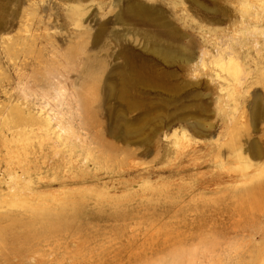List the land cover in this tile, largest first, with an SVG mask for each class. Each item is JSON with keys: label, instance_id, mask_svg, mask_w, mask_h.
<instances>
[{"label": "rangeland", "instance_id": "1", "mask_svg": "<svg viewBox=\"0 0 264 264\" xmlns=\"http://www.w3.org/2000/svg\"><path fill=\"white\" fill-rule=\"evenodd\" d=\"M0 264H264V0H0Z\"/></svg>", "mask_w": 264, "mask_h": 264}, {"label": "bare ground", "instance_id": "2", "mask_svg": "<svg viewBox=\"0 0 264 264\" xmlns=\"http://www.w3.org/2000/svg\"><path fill=\"white\" fill-rule=\"evenodd\" d=\"M138 3H139V2H138ZM138 3H137V4H138ZM142 5H143V4H142ZM136 6H137V5H136ZM127 7H128V6H127ZM131 7H132V6H131ZM137 7H138V6H137ZM141 7H142V6H141ZM143 7H144V6H143ZM146 7H147V6H146ZM133 8H134V7H133ZM139 8H140V7H139ZM139 8H138V9H139ZM126 9H127V8H126ZM130 9H132V8H130ZM130 9H129V13L132 12V11H130ZM159 9H160V8H159ZM136 10H137V9H136ZM136 10H133V11L136 12L135 14H137V11H136ZM139 10H140V9H139ZM151 10H152V9H151ZM145 11H146V10H145ZM157 11H158V10H157ZM139 12H140V11H139ZM123 13H124V12H123ZM127 13H128V12H127ZM127 13H126V14H127ZM129 13H128V14H129ZM132 13H133V12H132ZM140 13H141V12H140ZM130 14H131V13H130ZM130 14H129V16H130ZM133 14H134V13H133ZM135 14H134V15H135ZM141 14H142V13H141ZM120 15H121V14H120ZM124 15H125V14H124ZM138 15H139V14H138ZM148 16H149V15H148ZM122 17H123V15H122ZM132 17H134V16H132ZM136 17H137V16H136ZM151 17H152V16H151ZM128 18H129V17H128ZM137 18H138V17H137ZM137 18H135V20H136ZM141 18H142V17H141ZM141 18H138V19H141ZM130 19H131V18H130ZM132 19L134 20V18H132ZM132 19H131V21H132ZM138 19H137V20H138ZM152 19H153V18H151V20H152ZM154 19H155V17H154ZM144 20H146V19H144ZM157 20H158V19L156 18V21H157ZM156 21H155V22H156ZM146 22H147V21H146ZM148 22H149V21H148ZM148 22H147V23H148ZM150 22H151V21H150ZM155 22H154L153 24H155ZM124 23H125V22H124ZM147 23H146V24H147ZM156 24H157V23H156ZM158 24H159V23H158ZM151 25H152V22H151ZM151 25H149V26H151ZM153 26H154V25H153ZM141 34H143V32H142ZM141 34H140V35H141ZM146 34H147V33H146ZM157 34H158V32H157ZM152 35H153V34H152ZM154 35H155V34H154ZM141 36H143V35H141ZM145 36H147V35H145ZM170 36H171V35H170ZM150 37H151V36H149V38H150ZM157 37H158V36H157ZM143 38H144V37H143ZM146 38H147V37H146ZM150 40H151V39H150ZM156 40H157V38H156ZM158 40H159V39H158ZM172 40H173V39H172ZM152 41H153V39H152ZM153 42H154V41H153ZM159 42H161V40H159ZM157 43H158V42H157ZM154 44H156V43L154 42ZM159 44H160V43H159ZM162 44H163V43H162ZM171 44H172V43H171ZM164 45H165V44H164ZM153 46H154V45H153ZM158 46H159V45H158ZM158 46H156V47H158ZM169 46H170V45H169ZM164 47H165V46H164ZM164 47H163V48H164ZM159 48H160V47H159ZM168 48H169V47H168ZM176 48H177V47H176ZM186 48H187V47H186ZM186 48L183 47L182 49L185 50ZM152 49H153V48H152ZM152 49H151V50H152ZM154 49H155V48H154ZM177 49H178V48H177ZM155 50H156V49H155ZM158 51H159V50H158ZM162 51H163V50H162ZM168 51H169V50H168ZM170 51H171V50H170ZM181 51H182V50H181ZM151 52H154V51H151ZM156 52H157V51H156ZM156 52H155V53H156ZM172 52L175 53L174 50H173ZM178 52H179V51H178ZM182 53H183V52H182ZM182 53H181V54H182ZM162 54H163V52H162ZM170 54H171V52H170ZM160 55H161V54H160ZM171 55H172V54H171ZM182 55H183V54H182ZM157 56H159V54H158ZM162 56H164V55H162ZM166 56H167V55H166V52H165V57H166ZM178 56L181 57V55H178ZM231 56H232V55H230V58H231ZM174 57H176V54L174 55ZM183 57H184V56H183ZM185 57H187V56H185ZM166 58H167V57H166ZM172 58H173V57H172ZM168 59H169V57H168ZM170 59H171V57H170ZM173 59H174V58H173ZM232 59H235V61L238 60V59H236V57H234V58H232ZM237 62H238V61H237ZM169 65H170V63H169ZM142 70H143V69H142ZM124 73H125V72H124ZM133 76H134V75H133ZM142 76H143V75H142ZM125 77H126V76H125ZM126 78H127V77H126ZM140 78H141V77H140ZM140 78H139V80H141ZM144 78H145V77H144ZM128 81H129V80H128ZM134 81L136 82L135 79H134ZM149 81H150V80H149ZM151 81H152V80H151ZM155 81H156V80H155ZM137 82H138V81H137ZM139 82H140V81H139ZM146 82H147V81H146ZM140 84H141V82H140ZM144 85H146V84H144ZM155 85H156V84L154 83V86H155ZM157 85H158V83H157ZM151 86H152V85H151ZM154 86H153V87H154ZM153 87H152V88H153ZM133 88H134V86H133ZM157 88H158V87H157ZM134 92H135V91H134ZM136 92H137V91H136ZM132 93H133V92H132ZM139 93H140V92H139ZM140 94H141V93H140ZM142 94H143V93H142ZM46 125L48 126V128H50L51 125H52V121H51L50 119L46 120ZM134 132H135V131H134Z\"/></svg>", "mask_w": 264, "mask_h": 264}]
</instances>
